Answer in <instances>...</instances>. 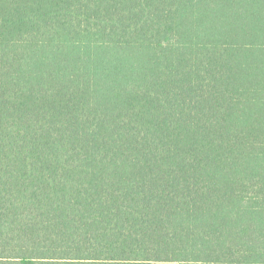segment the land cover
I'll use <instances>...</instances> for the list:
<instances>
[{"label": "trees", "instance_id": "obj_1", "mask_svg": "<svg viewBox=\"0 0 264 264\" xmlns=\"http://www.w3.org/2000/svg\"><path fill=\"white\" fill-rule=\"evenodd\" d=\"M0 264H264V0H0Z\"/></svg>", "mask_w": 264, "mask_h": 264}]
</instances>
